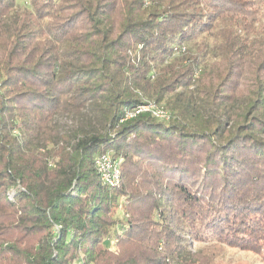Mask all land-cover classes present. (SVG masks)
I'll use <instances>...</instances> for the list:
<instances>
[{"label": "trees", "instance_id": "obj_1", "mask_svg": "<svg viewBox=\"0 0 264 264\" xmlns=\"http://www.w3.org/2000/svg\"><path fill=\"white\" fill-rule=\"evenodd\" d=\"M144 103L170 121H123ZM195 243L264 255V0H0V264H213Z\"/></svg>", "mask_w": 264, "mask_h": 264}, {"label": "built area", "instance_id": "obj_2", "mask_svg": "<svg viewBox=\"0 0 264 264\" xmlns=\"http://www.w3.org/2000/svg\"><path fill=\"white\" fill-rule=\"evenodd\" d=\"M143 115L150 116L156 121L165 123L169 122L171 119L170 114L163 108V106L154 103H144L131 110L125 111L123 121L132 120ZM120 164L121 160L114 158L109 152L94 157V169L98 181L102 186L108 189H113L119 186L121 180ZM72 264H82V262L81 260H76Z\"/></svg>", "mask_w": 264, "mask_h": 264}, {"label": "rangeland", "instance_id": "obj_3", "mask_svg": "<svg viewBox=\"0 0 264 264\" xmlns=\"http://www.w3.org/2000/svg\"><path fill=\"white\" fill-rule=\"evenodd\" d=\"M17 1L19 4L24 2V0ZM193 250L199 252V258L206 256L213 264H264V255L243 252L226 245L207 246L195 243Z\"/></svg>", "mask_w": 264, "mask_h": 264}]
</instances>
